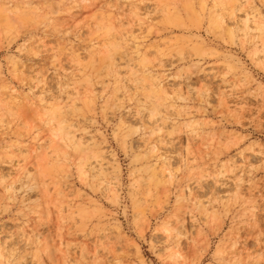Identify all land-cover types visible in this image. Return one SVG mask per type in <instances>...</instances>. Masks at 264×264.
<instances>
[{
    "label": "rangeland",
    "instance_id": "1",
    "mask_svg": "<svg viewBox=\"0 0 264 264\" xmlns=\"http://www.w3.org/2000/svg\"><path fill=\"white\" fill-rule=\"evenodd\" d=\"M0 264H264V0H0Z\"/></svg>",
    "mask_w": 264,
    "mask_h": 264
},
{
    "label": "bare ground",
    "instance_id": "2",
    "mask_svg": "<svg viewBox=\"0 0 264 264\" xmlns=\"http://www.w3.org/2000/svg\"><path fill=\"white\" fill-rule=\"evenodd\" d=\"M246 23V22H245ZM170 176V174H168Z\"/></svg>",
    "mask_w": 264,
    "mask_h": 264
}]
</instances>
